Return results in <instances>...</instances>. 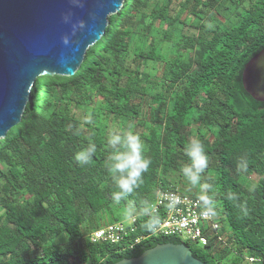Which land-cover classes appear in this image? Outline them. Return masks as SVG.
I'll list each match as a JSON object with an SVG mask.
<instances>
[{
	"label": "trees",
	"instance_id": "16d2710c",
	"mask_svg": "<svg viewBox=\"0 0 264 264\" xmlns=\"http://www.w3.org/2000/svg\"><path fill=\"white\" fill-rule=\"evenodd\" d=\"M263 49L264 0H124L76 75L39 77L20 124L0 139V264H116L157 245L188 246L150 237L130 249L90 236L137 216L127 240L137 237L158 190L198 198L180 171L193 137L210 156L204 180L214 184L221 224L193 255L264 264V102L244 84ZM129 122L152 165L116 203L106 138ZM89 143L93 162L80 166L74 155Z\"/></svg>",
	"mask_w": 264,
	"mask_h": 264
},
{
	"label": "water",
	"instance_id": "95a60500",
	"mask_svg": "<svg viewBox=\"0 0 264 264\" xmlns=\"http://www.w3.org/2000/svg\"><path fill=\"white\" fill-rule=\"evenodd\" d=\"M124 0H0V139L20 124L41 76L73 77ZM264 102V49L244 71ZM116 264H204L185 244H163Z\"/></svg>",
	"mask_w": 264,
	"mask_h": 264
},
{
	"label": "clouds",
	"instance_id": "9594fccd",
	"mask_svg": "<svg viewBox=\"0 0 264 264\" xmlns=\"http://www.w3.org/2000/svg\"><path fill=\"white\" fill-rule=\"evenodd\" d=\"M88 123H91V120ZM106 145L110 149L107 157V172L116 189L112 192V199L116 203L127 201L129 196L144 183V176L152 165L151 157L147 155L145 142L135 131L132 122H129L125 128L110 131ZM95 153L96 145L89 143L86 148L75 153L74 160L80 166L89 165L93 162ZM185 155L188 163L184 164L180 171L191 188H199L198 202L202 207L201 215L205 218L215 216L214 184L204 180V174L210 164V156L204 142L195 137L190 138L185 145ZM239 167L244 171L247 170L246 164L242 163ZM179 203V199H176L169 204V208ZM145 211L148 213L147 209ZM161 223L162 218L158 214L148 213V219L143 227L151 232Z\"/></svg>",
	"mask_w": 264,
	"mask_h": 264
},
{
	"label": "built area",
	"instance_id": "2783aa9c",
	"mask_svg": "<svg viewBox=\"0 0 264 264\" xmlns=\"http://www.w3.org/2000/svg\"><path fill=\"white\" fill-rule=\"evenodd\" d=\"M176 199H179L180 203L169 208V204ZM201 211L202 207L196 197L181 193L179 190H158L150 213L162 212L164 215L160 226L148 236L142 235L127 240V236L138 229L137 216H131L124 221L96 230L90 237L94 243L119 245L127 241L126 247L130 249L150 237H176L183 241H197L206 246L211 237L217 235L221 224L217 214L205 218ZM252 261L250 259V262Z\"/></svg>",
	"mask_w": 264,
	"mask_h": 264
},
{
	"label": "rangeland",
	"instance_id": "374dc122",
	"mask_svg": "<svg viewBox=\"0 0 264 264\" xmlns=\"http://www.w3.org/2000/svg\"><path fill=\"white\" fill-rule=\"evenodd\" d=\"M223 14H225V15H227L228 17L230 16V14L226 11V12H224ZM185 34L187 35V32H185ZM179 37H181V36H179ZM166 48H167V50H168V45H166ZM161 52L162 51H160L159 49L156 51V55H161ZM151 70V69H150ZM143 123V121L141 120V121H138L137 122V128L140 130L141 128H142V126H141V124ZM253 178H255L254 180H258V178L257 177H253ZM199 188H194V190L196 191V190H198ZM193 190V189H192ZM182 193V192H181ZM185 194V193H184ZM217 205H219L218 204V202H216V207H217ZM143 224H144V222H141V229H140V233H138V236H142L143 234H145V233H147V232H149V231H146L145 229H144V227H143ZM229 230V228H227V234L230 232V231H228ZM152 232V231H151ZM184 243H186V244H188V246L190 247V249L193 251H195V252H204L205 251V246H203L200 242H197V241H185L184 240ZM230 260H232L233 259V257H231L230 256V258H229ZM241 264H251V263H248V262H245V263H241Z\"/></svg>",
	"mask_w": 264,
	"mask_h": 264
}]
</instances>
